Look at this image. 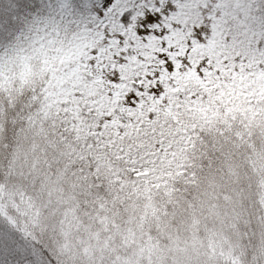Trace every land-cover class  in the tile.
I'll return each mask as SVG.
<instances>
[{
    "label": "snow or ice",
    "instance_id": "6c2138e0",
    "mask_svg": "<svg viewBox=\"0 0 264 264\" xmlns=\"http://www.w3.org/2000/svg\"><path fill=\"white\" fill-rule=\"evenodd\" d=\"M228 67L264 77V0H0V264H133L104 246L111 225L77 239L81 217L103 227L107 209L66 200L62 186L70 179L75 195L90 178L100 192L106 168L122 175L116 162L136 177L147 165L126 159L127 129L175 108L173 97L195 100L192 87L175 91L186 78ZM253 105L216 129L222 141L246 146L264 126V99ZM204 135L188 131L193 151ZM176 168L195 182L187 165ZM137 264H264V194L246 222L197 231Z\"/></svg>",
    "mask_w": 264,
    "mask_h": 264
},
{
    "label": "trees",
    "instance_id": "16d2710c",
    "mask_svg": "<svg viewBox=\"0 0 264 264\" xmlns=\"http://www.w3.org/2000/svg\"><path fill=\"white\" fill-rule=\"evenodd\" d=\"M183 82V88L192 87L194 94L199 93L195 100L189 96L177 102L179 98L173 97L170 103L175 108L165 106L152 122L145 117L127 129L126 159L147 165L137 170L136 177L128 175V164L116 162L122 175L113 177L106 168L100 192L89 178L81 181L79 193L74 195L70 179L65 180L62 190L66 200H103L107 209L103 227L81 217L84 229L78 240L101 236L111 225L109 235L102 237L104 246L114 242L113 248H123L137 264L147 252L166 257L169 249L174 251L180 241L190 240L197 231L201 235L226 232L237 221L248 220L257 192L264 194V126L251 128L246 146L228 142L232 137L222 141L216 129L237 115L252 112L253 101L264 99V77L253 78L244 69L228 67L221 68L219 75L213 70L206 79L196 76ZM198 125L205 135L196 141L193 151L185 137ZM185 148L186 153L179 150ZM109 153L101 152L100 156L111 159ZM177 162L195 173L194 183L186 184L177 175L182 171L176 168Z\"/></svg>",
    "mask_w": 264,
    "mask_h": 264
},
{
    "label": "rangeland",
    "instance_id": "374dc122",
    "mask_svg": "<svg viewBox=\"0 0 264 264\" xmlns=\"http://www.w3.org/2000/svg\"><path fill=\"white\" fill-rule=\"evenodd\" d=\"M68 58H70V57L69 56H65V57H62L61 59L65 60V59H68ZM193 74H195V73H193ZM183 86H184V82L182 83V85L179 88L175 89V91H181L183 89ZM248 94L251 95V96L256 95L255 92H250V93L248 92Z\"/></svg>",
    "mask_w": 264,
    "mask_h": 264
}]
</instances>
